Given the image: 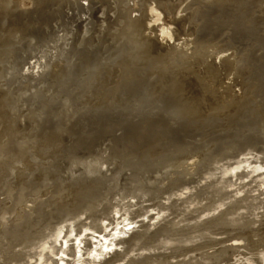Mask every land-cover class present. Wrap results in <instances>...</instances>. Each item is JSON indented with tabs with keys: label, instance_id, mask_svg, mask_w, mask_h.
I'll return each instance as SVG.
<instances>
[{
	"label": "bare ground",
	"instance_id": "obj_1",
	"mask_svg": "<svg viewBox=\"0 0 264 264\" xmlns=\"http://www.w3.org/2000/svg\"><path fill=\"white\" fill-rule=\"evenodd\" d=\"M83 1H85L86 4L85 3L82 4L81 2H83ZM253 1L254 0H66V3H67L66 9L68 10V12L65 11L66 12L65 14L63 12L64 15L63 16L61 15V18L59 20L57 18L55 19V21L56 20H58V21H56L55 24L53 25V27H51L52 28L51 32L48 34V37H46L47 40L46 39H44L45 41L43 39H42V41L40 40L42 42V44H40V45H42V46H40L37 49V51H34V49L30 48V50H33V51L32 52L29 51L31 55H28V57H27L28 59H26V60L27 61L28 60L31 61V59H34L35 61L33 63L25 62L27 67L26 68L23 67L22 70H20V71H22V73H19L17 71L16 74H15V77H13L11 75V73H10V75L13 77L12 80L13 79L14 80H17V79L18 80H24V79H26V80L27 79H31L32 80L33 79L34 81H36L37 78L39 77L40 73H41V72L38 71V73L35 74L34 70L36 68H39L40 71H43L45 69V72H46V69L49 68V67L54 69V67L56 68V65L59 64V63H62V62H64V64L67 63L66 59H68L70 56L72 57L73 51L76 49V47L79 44L84 42V40H86V38L87 39L88 38L93 39V38H96V37H97V40H98V38H102V40H103V38H104V40H105V38L106 39L107 38H111L109 40H115L117 37H120V38L125 39V41H129L131 43V45L132 44L134 45V43H133V41H134V42L137 43V45L139 44V46L142 49H144L146 52H148L150 55L156 56L157 57V59H156L157 62L150 63L148 68H147V66H145L146 69H147V70H145L147 72V77H149L150 75H151L150 77H152V75L154 76L155 74H158L159 71H162V70L165 69L166 65L171 70L173 66L171 68L169 67L168 64H169L170 61L174 62L175 65L176 64L179 65L178 68H177L179 70H182V69L185 70V66H186V67H189V68H187L189 70L190 69H194V68L195 69L198 68L197 72H199V70L201 69V71L203 73H201V72L200 73L203 74V75L204 74H209V73L212 74L213 71H215V70L217 71V69H219V68H217L215 66L216 62H215V64L213 63L214 60H213L212 57H214L215 59L217 58V61H218L217 63H220V64H217V66L218 65H222V64L223 65L226 64L228 67H230L226 71L228 73L229 70L233 71V69H234L233 68L234 67V61L237 62L236 59L238 57V56L237 57L235 56L236 55V49L240 48V47H237V45L233 46V45H231L229 43V41L232 40L231 37H235L232 32H235V30H239L240 31V29H236L235 28V27H237V26H235V24H236V22L239 23L240 22L239 19H241L242 17H243V19L247 20V23L243 24V25H248V22H251V20H253V22H254V19H256L255 14L253 13V10H249L250 9L249 7H253V5H254ZM262 1H264V0H262ZM8 3L11 4V6H12V7H10V9H13L14 11L16 10L20 14L19 16L25 15L23 17H26V15L29 16V14H31L33 12L34 5H35V0H7V1L6 0H0V12H2L5 8H7L6 4H8ZM51 4H52V2H51ZM256 5H258L257 2H256ZM25 8H27V9L25 10ZM258 8H259V6H258ZM54 9H56V8H54ZM251 9H254V8H251ZM37 10H39V9L37 8ZM258 10L259 9H257V11ZM263 12L264 11H262L261 13H263ZM134 13H136V16L132 15ZM6 16H8V15H6ZM17 18H19V17H17ZM49 19H51V18H49ZM259 19H260V17H259ZM32 20H33V18H32ZM51 20H53V18ZM30 21L27 24L28 26L31 24ZM45 21L47 22V19L43 20L41 22V24L44 23ZM36 22H38V21H36ZM255 23H257V20L255 21ZM35 24L33 23V25H35ZM38 24H40V21H39ZM39 26L40 25H38L37 27H39ZM257 26H256V28H257ZM37 27H36L37 30H40V31L43 30L44 31V29H38ZM46 27H47V25H46ZM39 28H41V27H39ZM245 30H248V28H246ZM34 31H35V29H34ZM34 31L32 32L31 37H32V35H34L33 34ZM39 33H38V35H39ZM6 36H7V33H6ZM45 36H47V35H45ZM228 37H230V39ZM34 38L35 37H33L32 39L30 38L31 39L30 41L32 42ZM42 38H44V37H42ZM123 39H121V41H123ZM37 41H39V40H37ZM86 42H84V43H86ZM91 42L94 43L93 40ZM99 42H100V44L102 43L101 40ZM118 43H120V42L118 41ZM126 43H128V42H126ZM88 45L90 46L91 44H88ZM88 45H87V47L89 48ZM84 46H85V44H84ZM105 46H106V44H105ZM128 46H130V45H128ZM139 46H137V47H139ZM31 47H33V46H31ZM91 47H93V46H91ZM133 47H135V46H133ZM77 48L79 49V47H77ZM131 48L132 47H130V49ZM118 49H119V47H118ZM93 50H91V51L93 52ZM227 51L231 52V54L229 56H230V58L232 57L233 59L229 60V56L225 57V59H224L223 53L227 52ZM106 52H107V50H106ZM115 52H113V53H115ZM128 52H130V51H128ZM188 52H189V54H188ZM234 52H235V54H234ZM86 53H87V51H86ZM109 53L110 54L107 55L108 57L113 54V53L111 54L110 50H109ZM133 53L135 54V55L133 54V56L137 57V54L135 52H133ZM207 53L210 54V55H208ZM128 54H130V53H128ZM162 54L164 56H167V59L165 60V62L167 64H165V62L162 61L163 59H160L159 61H162L164 65L163 64H161V65L158 64V62H159L158 61V59H159L158 57L162 58V56H160ZM87 55H90V54L87 53L86 56ZM93 55H95V54H93ZM113 55L117 56V54H113ZM113 55L111 56V59L112 58L114 59L115 56H113ZM211 55H214V56H211ZM146 56H148V54H146ZM102 57H105V56L102 55ZM123 57H125V56H123ZM207 57H210L213 60V62H212V60L208 61V62H210V64L208 62H206L207 61ZM99 59L98 60L96 59L97 63H99L98 61H101V59L100 60ZM102 59L104 61V58H102ZM109 59H110V57H109ZM118 59L114 60V61H117V63H119V62L123 63V60L118 62ZM125 59H127V58H125ZM139 59H141V58H139ZM151 59H152V57H151ZM153 59H154V57H153ZM73 60H75V59H73ZM79 60H80V58H79ZM79 60H78V62H80ZM85 60H86V58H85ZM88 60H89V62L91 61L89 58H88ZM136 60H137V58H136ZM238 60L240 61L241 59L239 58ZM153 61H155V60H153ZM70 62H71V60H70ZM78 62H77V64H78ZM82 62H83V60H82ZM85 62L87 63V61H84L83 65L85 64ZM94 62H93V64H95L94 66H97L96 62L95 63ZM106 62L107 61H105L104 63H106ZM110 62H112V60H110ZM72 63H74V62H72ZM72 63H69L70 64L69 67L72 66L71 65ZM91 64H92V61H91ZM91 64H89V65H91ZM110 64L108 62L107 65H110ZM126 64H124V65L130 67V65L132 64V61L130 62V65H126ZM171 64L172 63H170V65ZM139 65H140V63H139ZM177 65H176V67H177ZM242 65H244V64L242 63ZM73 66H72V68H73ZM94 66H92V68ZM238 66H236V68H238ZM59 67H60V65H59ZM105 67H110V66H105ZM143 67H144V64H143ZM176 67H174V68H176ZM15 68H18V67L15 66ZM61 68H62V66H61ZM117 68L120 69V74H122V72L124 73V71H123L124 67H122L120 65V66H117ZM110 69H112V68H110ZM125 69L128 70V68H126V67H125ZM221 69H224V68H221ZM93 70L94 69H92V72H93ZM95 70H96V68H95ZM127 70H125L126 74H127ZM53 71H52V75L53 76L58 73L57 72V73L53 74L55 72V71L54 72ZM90 71H91V69H90ZM171 71H173V70H171ZM12 72H13V70H12ZM43 72L41 73V75L43 74ZM183 73H187V72L185 71ZM188 73H190V72H188ZM222 73H223V70H222ZM240 73H243V72H240ZM8 75H9V73H8ZM10 75H9V77L11 78ZM196 75H198V74H196ZM214 75H215V73H214ZM240 75H242V74H240ZM248 75H250V74H248ZM45 76H47V75H45ZM56 76H59V74L56 75ZM92 76L96 77L95 74L92 75ZM92 76H89V77L92 78ZM114 76H115V74H114ZM123 76H124V74H123ZM172 76H173V74H172ZM210 76H213V75H210ZM81 77H82V75H81ZM216 77H218V76H216ZM227 77H228V75H227ZM41 78H44V77H41ZM88 78H86L87 81H88ZM238 78L239 77L237 76V78H235V79H238ZM124 79H125V77H124ZM201 80H202V78H201ZM225 80H226V78H225ZM87 81H86V83H87ZM92 81H94V79H92ZM175 81L176 80L173 81L175 84H170V86L165 84L164 88L161 91L163 93L164 92L165 93L166 92L167 93L170 92V93L173 94V93H178V91H180V89H184L185 88V86H186L185 84L187 82L184 83V81H183V83H184L183 85H185V86H184V88H181V86H179L178 83H180V81H182V80L178 81L177 84H176ZM199 82H200V80H199ZM234 82H235V80H234ZM238 82H240V81H238ZM200 84H202V82H200ZM235 86H239V90L242 91L241 93H244L243 90H242L244 85H241V82L240 83L236 82L232 87L235 89ZM162 87H159V86H158V88L155 87V90L151 88L154 91V93H153V94H155L154 96L158 95L157 97H159V93L161 92V91H159V89L162 88ZM195 87H198V86L197 85L194 86V89H195ZM213 87H215V86L213 85ZM228 87L230 88L229 92L231 93V96H232V99L230 100L229 103L233 104L235 102L234 104H236V102H237V104H239L238 102H239V100L242 99L243 96L242 95L240 96L241 99H240V97H238V95L236 97V93H235L234 89L232 90L234 92H231V88H232L231 85L228 86ZM78 88H79V86H78ZM94 88H95V86H94ZM94 88H93V90H94ZM201 89L202 88H200V90ZM209 89H208V92H210ZM116 90H117V88H116ZM245 90H246V87H245L244 91ZM153 91H151V93L149 91V93L152 95ZM186 91H188V90L186 89ZM219 91H221V90H219ZM63 92H65V91H63ZM182 93H184V91ZM206 93H207V90H206ZM211 93H214V92H211ZM211 93L206 94L207 96H203V94H205V91L203 90L202 94H200V96L202 95L201 97H199V96L197 97L196 96L200 100V101H198V106L199 107L195 106L196 109L193 108V110L196 111L197 108L198 109L200 108L199 112L202 111V114L204 116H206V115L216 116V115H213L214 112H215V111L213 112V110L215 108L217 109V111L219 109H224L226 107L225 106L226 104L225 105H222L221 103L219 104V102H220V100H218L219 98L218 97H216L217 99L215 97L213 98ZM225 94H226V92H225ZM79 95L81 96V94H79ZM220 95H222V94H220ZM183 96H184V94H183ZM188 96L190 97V95H187V97ZM228 98H227V100H228ZM212 99L215 101V103L212 102ZM185 100H183V101H185ZM176 102H178L179 107L182 108V109L180 111V108H179V112H174L171 115V120L169 119V122L170 121H171L170 123L174 122V124L177 126L178 120H180V118H183V117H185V115H187L186 113L190 109L189 108L190 105L187 106L188 103L186 101L185 102L187 104L184 103L185 104L184 105L182 103V99H180V98ZM192 102L193 101H191V103ZM196 103H195V105H196ZM125 105H126V103H125ZM233 106H237V105H233ZM159 107H161V106H159ZM192 107H193V105H192ZM227 107H229V106H227ZM227 107H226V109H227ZM231 108H232V106L230 107L229 110H231ZM157 109H159V108H156V111H157ZM168 110H171V109H168ZM219 111H218V113H219ZM228 111L226 110L225 113L228 112ZM126 112H127V110H126ZM190 112H191V110H190ZM197 112L198 111H196V113ZM153 113H154V111H153ZM193 113H194V111H193ZM221 113H222V111H221ZM198 115H201V114H198ZM188 116H189V114H188ZM197 117H199V116H197ZM219 118H220V115H219ZM225 118H226V115H225ZM182 120H184V119H182ZM191 121H193V120H191ZM153 122H155V121H153ZM111 123L112 122H110V123L108 122L107 124H111ZM120 124L121 123H119V125ZM161 124H162L161 122H158L157 126H159V127L163 126ZM183 124H185V123H183ZM188 124H189V122H188ZM207 124L205 123L204 125L207 126ZM147 125H148V123H147ZM164 125H167V124H164ZM204 125H203V127H204ZM168 126H169V124H168ZM187 126H186V128H187ZM105 127H107V126H105ZM247 127L250 129L249 126H247ZM123 128H125V126ZM199 128H200V125H198V129ZM115 129H117V126H116ZM152 129H153V127H152ZM187 131H188V129H187ZM262 135H264V134H262ZM247 136H248V134H247ZM247 136H245V137H247ZM235 140H238V138L237 139L235 138ZM250 140H248V141H250ZM260 140H261V138H260ZM260 140H259V142H260ZM195 142H197V140ZM223 142H225V141H223ZM238 142H239V140H238ZM247 142L245 143L246 145H247ZM19 143H21V142H19ZM19 143L17 142L16 144H19ZM261 143H263V141ZM187 144L188 143H186V145ZM254 144H256V143H254ZM254 144L250 143V145H254ZM10 145L8 144V145H4L3 146V145L0 144V197L3 195L1 197L2 199H0V264H96L98 261H99V263H103V264H113V263H115L117 261H122L124 256L126 257V255L128 253H130V252L132 253V252H136V251H146L148 253V251L150 252V250H152V251L153 250H156V251L162 250L164 252H162V253L158 252L156 254L148 253V254L136 255V257H137L136 259H128L126 262L124 261L122 264H182L180 262V260L178 262H176V260H175L173 263L169 262V260L174 258V254H176V255L188 254L191 251L192 252L193 251H198V250H201V249L205 248V245H204V242H203L204 240L212 239V238L209 237L210 235H220V234H226V238L222 239V240H219L217 242L213 241L214 243H210V244L208 242L209 246H211L213 244H215V245L218 244L219 245L222 242L226 243V242H231V241L235 242L236 241L238 243V241L239 242L243 241V242H245L246 245L242 246V247L244 249H248L249 250L248 254L250 256L246 257V258H243L245 256L242 255L243 256L242 257L241 256L242 253L238 252V250L240 248L239 244L236 245V244H231L230 243L229 245H226V246L224 245L222 247H219L218 249H215L213 251V255H204L203 256L201 254L202 255V256L200 255L201 257L192 256V257H194L192 260H187L189 258H187V259L185 258V260H187L188 262L185 263L183 261V263L184 264H225V263L227 264V262L230 260V257L233 255L234 257L241 256L242 258L241 257L240 258H234V260H232L233 262L231 264H264V216H261L259 221L258 220L257 221L256 220L255 221H253V220L252 221H244L243 218H242V215H238V214H240L239 211H238L239 213L236 214V211L239 208H244L246 210H249V212H248V214H249L253 210L258 209L261 206H263V202L256 200L257 197H254V196H249L250 202L247 201V199H248L247 196L244 197L241 200L238 199L235 196L238 195L237 193L239 192V190H238L239 188L236 189L238 191L237 193H236V190H234V189L232 191H228L229 189H231V187L233 185H235V181L236 180H241L242 178L245 177V178H250L249 182L251 184H252V182L254 183V188H255V190L257 192H261L262 187L264 186V177H263V175H264V171H263L264 170V168H263L264 167V151L260 150V149H262V147L259 150L255 149L256 147H258L257 145L254 146V148H252V150H255L259 154H262V157H259V156L256 157V154H255L254 155L255 157L253 159L252 158L251 159L250 158H247V159L246 158H241V159H239L238 156H240V154H241V156H243V155H248L249 153L248 152H247V154L242 153L241 150H240L241 153L239 151H235L236 152L235 153L234 150L232 149L233 152H234V155H235L232 158L230 156H226L224 154H221L219 157L217 156L218 158H216V156L212 157L213 159L210 158L211 159V161L209 160L210 163L209 162L206 163L205 160H204L205 162H203V160L201 158V155H199L196 152L197 150L200 151V149H196V151H191V148H190L189 152H185V151H184L185 153L182 152L183 153L182 154L183 157H181V160L179 161L180 164H183L184 162L188 161L190 163L188 164L186 162L185 165L187 166V164H188V167L190 169H192L193 167L194 168L198 167V170H196L197 172L195 170H193L194 173H192V170H190L188 168H187V170L183 169L182 172H175V171H177V169H175L176 167L170 165L173 168L175 167L174 169L170 168L171 171L175 170V171H173L174 173L170 172V174L167 177L163 176L164 179L161 178L162 176H160L159 180H158V178L156 180L153 179L154 182H156L157 185L161 188V190H163L165 192V194L168 195V198H170L172 196H175V192L178 191L179 188H180L179 191H181L182 189L183 190L187 189V188L194 189L196 192L194 194L190 195V196L188 195V197H189L188 198V200H189L188 203H192V202L199 203L201 200H205L206 198L203 199V194H204L203 191L206 190V188L210 186V187H212V192H211L210 199L206 200L207 203L204 204L203 206L195 207L192 210H188L187 209V210L182 211V212H184V214H181V213H180L181 215L179 214L180 215L179 216L180 219L177 221L178 224H177V226L175 228L173 227L174 229L172 228L173 230L171 229L172 231H170V232L163 233L162 235L159 236L157 227H156L157 231H156V229L154 230L153 228L152 229L154 231H152V230H150L151 229L150 225H152V224L148 223L149 224L148 225V224L144 223L143 221H141L140 222V228L142 229L141 231H139L138 233H133V234L131 233V235L128 238L124 239V240L121 239V238H118V240H116L118 234L126 235V237H127L129 232L118 228L117 227L118 225H122L123 224L122 221L121 220L118 221V218L115 215L114 216H109V214H108L109 212L108 211H110L112 208L115 207V208H117V210H116V212L115 211L114 212L116 214H120V216H124V220H128V221L134 220L137 217L139 218L140 216H144L146 218V216H145L146 214L144 215V213H141L142 208H139L138 210L132 211V210H130V208L132 206H134V205L133 204H129L130 202L129 203L128 202L127 203L123 202V199L128 198V196L129 197L130 196H134V198L137 199V201L138 200L141 201V198H143L142 199L143 201H147V202L151 203L154 198L150 200L149 197H146V196H149V193H146L147 192V188L143 184V183L146 182V180L148 181V179H146L145 182L142 183V185L146 189H143V186L140 185L141 183L140 184L138 183V184L133 185L134 187L132 188L133 190H131V191H130L129 187H128L129 190L126 189L125 191H122V192L118 191L119 192L118 194H117V192L112 191V192H114L113 194H115V195L111 196L110 199L108 198L109 201L108 202L106 201V204L104 203L105 204L104 206H100L99 203H98V207H95V208H100L101 209V212L98 215L91 216L92 214L90 215L86 211H80V212H77V214H81L79 216L77 214L76 215L72 214L73 216L69 215L70 217H68V218H64L62 220H55L54 216H55L56 212L61 213L62 211L66 210V209L69 210L70 208H71V210H73L75 207L79 206V204H82V203L85 204L86 199H84L85 200L84 202H83V200L81 201L83 196L85 197L88 194V197H89V195H91L90 192H88V189L85 188V187H83V189L81 188L80 190L79 189L75 190V189H73L74 188L73 186H72L73 188L71 187V185L68 186V184L71 182V180L77 179L79 176L81 177V175H86L85 178L87 176H91L92 179L95 178V177L96 178H100V176H102L101 178L103 179V177L106 175V173L110 174L112 172V170L114 169V167L115 166L117 167L119 163L117 165H114V167L107 168L108 166L106 167V164L110 163L112 161V159L108 155L107 156L103 155L104 153L103 154L99 153L98 155L97 154L94 155V154H91V153L89 155L87 153H81V154H78V155L76 154L77 156L75 155L76 156L75 158H73L74 156L72 157V161H71V164H70L71 166H69L71 169L68 167L69 171H68L67 177H66V174H65V178L61 179L59 181L60 184H58V183H56V181H53V180L50 179L51 183L52 182L56 183V185L55 184L51 185V183H49V181H47L48 179L46 180V178H45L50 173L49 174L47 173L48 175L45 176V177L41 176L42 177L41 178V177H39L40 175L39 176L34 175L35 174L33 172L34 170H30L29 168L27 170V165L29 163V162H27L28 158H29L28 154L30 152H32V150L34 152V149L37 147V145L34 146V147L33 146H27V145L24 146L23 144H20L21 146L20 145L19 146L15 145V147L14 146H10ZM151 145L149 147V149H151L150 153H156L153 150H155L157 147L155 148L153 146L154 148L153 147L151 148ZM246 145H243V146L245 147ZM250 145H248V146H250ZM125 146H124V148H125ZM262 146H263V144H262ZM41 147H42V145H41ZM241 149H243V148H241ZM156 150H157V153H158V149H156ZM252 150H251V148L248 149V151H252ZM262 150H264V149H262ZM44 151H46V148H45V150H43V152ZM227 151H229V150H227ZM129 152H130V150H129ZM144 152H145V150H144ZM210 152H211V150H210ZM221 152L225 153L226 150L225 151L222 150ZM233 152H231L232 155H233ZM37 153H38V151H37ZM39 153H40V151H39ZM42 153H41V155H42ZM118 153H119V151H118ZM121 153H123V152H120V154ZM134 153H133V155H134ZM136 153H138V152L136 151ZM168 153L169 152H167V153L165 152L164 154L169 156ZM170 153H172V152H170ZM204 153H205V151H204ZM216 153H218V151H216ZM250 153H252V152H250ZM140 154L142 155V153H140ZM140 154H136V155H140ZM159 154H161V153H159ZM72 155H74V154H72ZM116 155L118 156V154H116ZM116 155H114L115 158L117 157ZM123 155L125 157V154H122V155H120L117 158H121V156H122V159L124 160ZM145 156H146V154H145ZM176 156L177 155H175V157ZM250 156H251V154H250ZM138 157H140V156H138ZM148 157L150 158V154H149ZM159 157H155V159L156 158L159 159ZM207 157H208V154H207ZM134 158H135V156H134ZM140 158H142V157H140ZM140 158H139V160H140ZM37 159H40V158H37ZM127 159L125 158V160H126L125 162H127ZM130 159L132 160L133 158H130ZM135 159H137V157ZM135 159L132 160V162L134 161V163H135ZM152 159H154V158H152ZM165 159L166 158H164V161H165ZM67 160H68V156H67ZM109 160H110V162H109ZM169 160H171V159H169ZM169 160H167L168 164L169 163L173 164V162H171V161L169 162ZM35 162H37V161H35ZM129 162H131V161H129ZM139 162H138V164H139ZM167 162H166V164H167ZM134 163L132 165H134ZM68 164H69V162H68ZM140 164H142V161L140 162ZM251 164H253V166H249ZM14 165H16V166H14ZM103 165H105V167H103ZM185 165H183V167ZM201 165H202V167L200 168ZM241 165H243V166L241 167ZM64 166L65 165H63L62 167H64ZM66 166H67V163H66ZM120 166L122 167L123 165L120 163ZM136 166L141 167L140 165H135V167ZM150 166L151 165H149L148 168H150ZM166 166H168V165H166ZM248 166H249L250 170L247 169V172L244 173L243 170L248 168ZM125 167H123V168H125ZM64 168H66V167H64ZM166 168H163V169L165 170ZM180 168H181V166H180ZM180 168H178V169H180ZM188 170H190V171H188ZM62 171H64V169ZM134 171H136V170H134ZM139 171L141 172V170H138V172ZM168 171H169V168H168ZM162 172L164 173L163 170H162ZM65 173H67V171H65ZM139 173L135 172V174H137V175ZM158 173L160 175L162 174L159 171H158ZM158 173H156V176L159 175ZM130 174H131V170H130ZM179 175H181V179H180L181 181H178V182H175V183L172 182L174 176H176L175 178L177 179L179 177ZM204 175H206L205 177L209 178L210 183L207 186H203L202 188H199L198 187V185H199L198 181L194 180L193 177L196 176V177H200V179H202ZM35 176L39 177L38 180L35 179ZM51 176H52V174H51ZM51 176L49 178H51ZM110 176L112 177L111 174H110ZM187 176H188V178H187ZM91 177H87V178L91 179ZM10 178H11V180H9ZM61 178H63V177H61ZM114 178L112 177L111 181L109 180L111 182L110 185L113 183L112 181H114ZM141 178L142 177H140L138 179L140 180ZM171 178H172V180H171ZM88 179L86 181H88V183H89ZM117 179H119V178H117ZM232 179H235V181H232ZM99 180L100 179H98V181ZM104 180H105V177H104ZM123 180H125V179H123ZM139 180H138V182H139ZM164 180L166 181V183L164 182ZM94 181H95V179H94ZM133 181L137 182V179H134ZM246 181H248V180L245 179V182ZM66 182H68V184ZM82 182H84V184H85L84 180H82L80 183H82ZM95 182H97V179H96ZM119 182L121 183L122 181H119ZM154 182L152 183L153 185H154ZM99 183L100 182H98L96 186H100V185H98ZM107 183H106L105 186L109 187L110 185H108ZM156 183H155V186H157ZM242 184H243V182H242ZM72 185H74V184H72ZM85 185L88 186L87 183ZM147 185H149V187H150V184L147 183ZM190 185H193V186L191 187ZM90 186H92V185H90ZM103 186L104 185L101 184V187H103ZM244 186L245 185H241L240 188H243ZM116 187H119V186L116 185ZM122 188H124V186ZM155 189H156V187H155ZM246 189H247V187H246ZM119 190H120V188H119ZM144 190H146V192H143ZM241 190H243V189H241ZM155 191H156L155 193H157V190H155ZM232 192H235L236 195L235 196L232 195L231 194ZM247 192H250V191H247ZM101 193H99V194L101 195ZM108 193H109V190H108ZM96 194H97V192H96ZM181 194H179V196L177 195V197L175 196V198H176L175 200H181ZM259 194H261V193H259ZM102 195H105V194L102 193ZM93 196H95V194H93ZM97 196H98V194H97ZM150 196H154V194H152ZM95 198H97V197H95ZM92 199H94V198H92ZM144 199H146V200H144ZM186 199H187V197H186ZM98 201H100V198H99ZM242 201H245V204L243 206L241 205ZM183 202H186V200H183ZM101 203H102V200H101ZM161 203L160 202H153L151 206L154 207V209L158 213L160 211L164 212V210H168L169 209V205L165 206L164 204H161ZM88 204H89V202L87 203V205ZM94 204L92 206H94ZM134 204H136V203H134ZM134 207L136 208L137 206H134ZM134 207H132V208H134ZM222 207H225V209L223 211L221 209V212H219L216 216H214L212 218H208V217L205 218V217H203L201 215L204 212H207V213L208 212H214V211L216 212L219 208H222ZM89 208H91V207L89 206ZM71 210H69V211L70 212H73V211L75 212V210H73V211H71ZM215 212H214V214H215ZM53 214H54V216H53ZM80 216H82V217H80ZM117 216L119 217V215H117ZM150 219H152V217ZM66 220L69 221V223L72 222V223H70L72 225L68 226L69 224H67ZM85 220H89V222L86 223ZM103 220L107 221V225H102V226L98 225V223H100V221L102 222ZM133 223H134V221H133ZM255 223H258L259 225H261V226H259L260 228H258V230L254 229V228L251 229V227H249L250 225H253ZM71 226H72V228H71ZM108 226H113V228H111V229L114 230V234H109V233H107L105 231V229ZM68 227H70V228H68ZM121 227H125V225H122ZM211 227H215V228H213L211 230ZM64 228L67 229V231L65 230V233L63 232L64 230H62ZM87 230H92L94 233L101 234V237L96 238L93 235H89V237H88V234H87L84 237L82 236L83 238L81 237L79 239H76V237L81 236L80 234L84 233ZM70 232H77V233L74 235L73 238L72 237L65 238V237H67L68 234H70ZM258 232H260V235L262 236V241H256V242L252 241L251 238L256 236V235H258L259 234ZM82 235H84V234H82ZM204 237H207V238L204 239ZM63 238H64V240H63ZM114 243L123 244V245L125 244L126 245L125 253L121 254V255H119V254L117 255V254L113 253L114 255L111 257V259H109V261L105 260V262H102V261L96 259V255H100V256L105 255V253L101 252V247L102 246H104V247L108 246V245L113 246ZM81 245H82V247H81ZM16 248H19V249L15 251ZM193 248H196V249L193 250ZM91 252H93L94 254H89ZM200 252H203V251H200ZM206 253H208V252L206 251ZM57 255H58V257H56ZM245 255H247V254H245ZM61 256H70V259L67 260V259H65V257H61ZM178 257L180 258L181 256H178ZM251 257H253V258H251ZM182 260H184V259L182 258ZM229 262H231V261H229Z\"/></svg>",
	"mask_w": 264,
	"mask_h": 264
},
{
	"label": "rangeland",
	"instance_id": "obj_2",
	"mask_svg": "<svg viewBox=\"0 0 264 264\" xmlns=\"http://www.w3.org/2000/svg\"><path fill=\"white\" fill-rule=\"evenodd\" d=\"M51 2H52V4H51ZM253 2H254V5H253V7H249L250 8L249 10H253V13L255 14L256 19H254V22H253V20H251V22H248V25H243V24L247 23L246 19H243V17L241 19H239L240 22L239 23L236 22V24H235V26H237L238 28L237 27H235V28L236 29H240V31L239 30H235V32H232L235 37H231V39H232L231 41L232 42L229 41V43L231 45H233V46L237 45V47H240L239 49L237 48L238 50L236 49V55L235 56L236 57L240 56L239 58L241 59L239 61L238 60L239 58L237 57V59H236L237 62L234 61V67L233 68L236 71L233 69V71L229 70L228 73H227L226 71L230 67H228L226 64H224V65L222 64L223 66L222 65H218L217 66V64H220V63H217L218 62L217 58L215 59L214 57H212L213 60H214V62H213V60L210 57L214 56V55H211L210 57H207V61L206 60L205 61L208 62V61L212 60V62L214 64L216 62L215 66L217 68H219V69H217V71L216 70L213 71L212 74L209 73L210 75H213V76H210L209 74H204V75L201 74V73H203L201 71V69L199 70V72H197L198 68L197 69L194 68V69H190L189 70V69H187L189 67L185 66V70L184 69H182L183 71L179 70V69H177L179 65L176 64L177 65V67H176L174 62L170 61L168 65H169L170 68L173 66L172 69H171L173 71H171L168 68V66L166 65L164 70L159 71L158 74H155L154 76L152 75V77H150L151 76L150 75L149 76L150 78H149V77H147V72L145 71L147 69H146L145 66H147V68H148L150 63L157 62V60H156L157 57L156 56L150 55L148 52H146L144 49H142L139 46V44L137 45V43L134 42V41H133L134 45L133 44L132 45L135 46V47H133L129 41H125V39L120 38V37H117L115 40H109L111 38H107V39L105 38V40H104V38H103V40H102V38H98V40H97V37H96V38H93V39H91V38L87 39L86 38V40H84V42L87 41L86 43L82 42L81 44H79L77 46V47H79V49L76 47V49L72 53V57L70 56L68 59H66L67 63H65V64H64V62L59 63V64L56 65V68L54 67V69L49 67V68L46 69V72H45V69L43 70L44 71L43 72V71H40L39 68H36L34 70V73L37 74L38 71L41 72V73L43 72V74H42L43 76L40 73L39 77L40 78L44 77V78H41V79L38 77L36 81H34L33 79L32 80L31 79H27V80L26 79H24V80H18V79L14 80L13 79L12 80V78L15 77V74H16L17 71L19 73H22V71H20V70H22L23 67L24 68L27 67L25 62L33 63L35 61L34 59H31V61L30 60H28V61L26 60V59H28L27 58L28 55H31L29 51H31V52L33 51V50H30V48L34 49V51H37V49L40 46H42V45H40V44H42V42H41L42 39L43 40L44 39L47 40L46 37H48V34L51 32V29H52L51 27H53L55 22L58 21L61 18V15L63 16L66 12H68V10L66 9V6H67L66 0H35V5H34V9L35 10L33 9V12L31 14H29V16L26 15L27 18L23 17L25 15L19 16L20 14L16 10L14 11L13 9H10V7H12L11 4H9V3L6 4L7 8H5L2 12H0V62L2 63V64L0 63V144L3 145V146L11 144L10 146H14V147H15V145L19 146L20 144H23L24 146L27 145V146H33V147L37 145V147L35 149L32 147L34 149V152L32 150V152H30L28 154L29 158H28L27 162H29V163L27 165V170H28V168L30 170H34L33 171L35 173L34 175H37V176L40 175L39 177H41V176L45 177V176H47L50 173L47 177H45L46 180L48 179L47 181H49V183H51V180H53V181H56V183L60 184L59 181L61 179L65 178V174H66V177L68 175V171H69V168H70L69 166H71L70 164H71V161H72V157L74 156L73 158H75L78 154H81V153H87L88 155L90 153L94 154V155L95 154L98 155L99 153H101V154L104 153L103 155H106V156L108 155L112 159V161L110 162V160H111L110 159L109 160L110 163L106 164V167L108 166L107 168L114 167V165H117L119 163L118 164L119 167L115 166L114 169H113L114 171L112 170V172L110 173L113 178L115 177L114 181H112L113 185L112 184L110 185V183H111L110 181H111L112 177L108 173H106V175L104 176L105 180H104V177H103V179L101 178L102 176H100V178H96L95 177L93 179H92L91 176H87V177H91V179H88L86 177L89 180L90 184L88 183V181H86L87 180L85 178L86 175H81V177L79 176L78 178L76 177L77 179L71 180V182L69 184H68V182H66L68 184V186H70V185H71V187L73 186L74 188L73 187L72 188L75 189V190L76 189L80 190L81 188L83 189V187L87 188L88 192H90L91 195H89V197H88V194L87 195L85 194L86 196L85 197L83 196L81 201L83 200V202H84L85 201L84 199H86V202L87 203L89 202V204L87 205L86 202H85V204L84 203L79 204V206H77V207H75L73 209V210H75V212L73 210H71V208L69 210H71L73 212H70L67 209H66L67 211L64 210L61 213L56 212L55 216L53 214V216L55 217V220H62L64 218H68V217H70L69 215H72V214L76 215L77 212H80V211H86L90 215L92 214L91 216L98 215L101 212L100 208H95V207H98V203H99L100 206H104L106 204V201L108 202L109 199L111 198V196L115 195V194H113L114 192H117V194H118L120 191L122 192V191H125L126 189L129 190V188H130V191H131V190H133L132 189L134 187L133 185L138 184V183L139 184L141 183L140 185H142V183L145 182L146 179H148V181L146 180V182L143 183L144 186L147 188V192H146V190H144L143 192L149 193V196H146V197H149L150 200L153 199V198L155 200L153 199V201L150 203V202H147V201H143L142 200L143 198H141V201L138 200L139 201L138 202L137 199L134 198V196H130V197L128 196V198L123 199V202H125V203H127V202L129 203L130 202L129 204H133L134 206H137L136 208L134 206H132V207H134V208H132V207L130 208V210H132V211H135V210H138L139 208H142L141 213H144V215L146 214L145 215L146 218L144 216H140L139 218L137 217V218H135L134 220H131V221L124 220V216H120V214H116L115 213L116 210H117V208H115V207L112 208L110 211H108L109 212L108 214H109V216H114L115 215L118 218V221L121 220L122 223H123L122 225H125V227H121L122 225H118L117 226L118 228L129 232L127 237H126V235L118 234L116 240H118V238H121V239L124 240V239L128 238L131 235V233L133 234V233H138L139 231H141L142 230L140 228V222L141 221H143L146 224H148V223L152 224V225H150V228H151L150 230H152V231H154L156 229V227H157L158 235L160 236L163 233L172 231L177 226V224H178L177 221L180 219L179 216L181 214H184V212H182V211L187 210V209L188 210H192L195 207L203 206L204 204L207 203L206 200L210 199V196H211L212 187L209 186V187L206 188V190L203 191L204 192L203 199L206 198L205 200H201L199 203H195V202L188 203V201H189L188 200V198H189L188 195L190 196V195L194 194L196 191L194 189H191V188H187V189H184V190L182 189L181 191H179V189H180L179 188L178 191L175 192V196L177 197V195L179 196V194L182 193L181 194V200H175L176 199L175 196H172V197L168 198V195L165 194V192L163 190H161V188L157 185L156 182H154V180H156L157 178L159 180L160 176H162L161 178L164 179V177L165 176L167 177L170 174V172L174 173L173 171H175V170L171 171L170 168L174 169L176 167L175 169H177V171H175V172H182L183 169L187 170V168L190 169L188 167V164L190 162L186 161L188 163L187 166L185 165L186 162H184L183 164H180V162H179L181 160V157H183V155H182L183 153L189 152L190 148H191V151H196V149H200V151L197 150L196 152L199 155H201V158H202L203 162L206 161V163L209 162V160L211 161V159H213L212 157L216 156V158H218L221 154H224L226 156H230L232 158L233 156H235L234 155L235 151H239L240 153L242 151V153H245V154H247V152L249 153L248 155H243V156H241V154H240V156H238L239 159H241V158H246V159L247 158H250V159L252 158L253 159L255 157L254 156L255 154H256V157H258V156L262 157V154H259L255 150H252V148H254V146L257 145L258 147H256L255 149L259 150L261 147H262V149H264V138H263L264 135H262V134H264V19H263L264 18V12L261 13L262 11H264V9H263L264 8V1H262V0H254ZM256 2H257L258 5H256ZM81 3L82 4H84V3L86 4L85 1H83ZM258 6H259V8H258ZM37 8L39 10H37ZM54 8H56L57 10L54 9ZM251 8H254L255 10L251 9ZM26 9L27 8H25V10ZM257 9H259V10L257 11ZM63 12H64V14H63ZM5 14L8 15V16H6ZM132 15L136 16V13H134ZM17 17H19V18H17ZM259 17H260V19H259ZM32 18H33V20H32ZM49 18H51V19L53 18V20H51ZM56 18L58 20L55 21ZM42 19L43 20L47 19V22L45 21L46 23L45 22L42 23L43 25L41 24V22L43 21ZM28 20L29 21L31 20L30 21L31 24L29 23L30 24L29 26L27 25L28 22H29ZM256 20H257V23H255ZM36 21H38V22H36ZM39 21H40V24H38ZM33 23L34 24L36 23V24L33 25ZM45 24L47 25V27H46ZM38 25H40L39 27H41V28L37 27ZM256 26H257V28H256ZM36 27L38 29H44V31L41 30L42 31L41 32L40 30H37ZM245 27L248 28V30H245L246 29ZM34 29H35V31H34ZM33 31H34V33H33L34 35H32V37H31V34H32ZM6 33H7V36H6ZM38 33H39V35H38ZM45 35H47V36H45ZM33 37H35V38L31 42L30 40ZM42 37H44V38H42ZM228 38L230 39V37H228ZM121 39H123V41H121ZM37 40H39V41H37ZM90 40L91 41L93 40L94 43H92ZM100 40L102 42L101 44L99 42ZM118 41L121 44L118 43ZM126 42H128V43H126ZM104 43L106 44V46H105ZM84 44H85V46H84ZM88 44H91V45L89 46ZM127 44L130 45V46H128ZM87 45L89 46V48L87 47ZM31 46H33V47H31ZM91 46H93V47H91ZM137 46H139V47H137ZM118 47H119V49H118ZM130 47H132V48L130 49ZM90 49L91 50L94 49L93 52ZM85 50L87 51L88 54H90V55H87L88 57L86 56L87 53H86ZM106 50H107V52H106ZM109 50H110L111 54L116 51L113 54H117V56L112 54L113 56H115L114 59L113 58L111 59L112 55L109 56L110 59L107 56V55L110 54ZM128 51H130V52H128ZM133 52H135L137 54V57L133 56V54H134ZM128 53H130V54H128ZM93 54H95V55H93ZM146 54H148V56H146ZM188 54H189V52H188ZM230 54H231L230 51L224 52L223 53L224 59H225V57H228ZM234 54H235V52H234ZM102 55L105 56V57H102ZM208 55H210V54H208ZM123 56H125V57H123ZM160 56H162V58L158 57L159 58L158 61L160 59H163L162 61L165 62V60L167 59V56H164L163 54L160 55ZM151 57H152V59H151ZM153 57H154V59H153ZM79 58H80V60H79ZM85 58H86V60H85ZM88 58L92 61V64H91V61L89 62ZM99 58L101 59V61H98L99 63H97V60ZM102 58H104V61H103ZM125 58H127V59H125ZM136 58H137V60H136ZM139 58H141V59H139ZM73 59H75V60H73ZM117 59H118V62L123 60L124 64L127 63L126 65H130L131 61H132V64L130 65V67L129 66H125L123 63H120V62L117 63V61H114V60H117ZM231 59H233V58L232 57L230 58V56H229V60H231ZM70 60H71V62H70ZM78 60L80 62H78ZM82 60H83V62L87 61V63L85 62V64L83 65ZM110 60H112V62H110ZM126 60L127 61L129 60V61L127 62ZM153 60H155V61H153ZM94 61L96 62L97 66H94L95 65V64H93ZM105 61H107L106 62L107 64H108V62H109V64L110 63L111 64L107 65L106 63H104ZM162 61H159L158 64H160V65L163 64ZM72 62H74V63H72ZM77 62H78V64H77ZM69 63H72L71 64L72 66L74 65L73 68H72V66L69 67L70 66ZM139 63H140V65H139ZM170 63H172V64L170 65ZM208 63L210 64V62H208ZM242 63L244 65H242ZM89 64H91V65H89ZM143 64H144L145 68L143 67ZM165 64H167V63L165 62ZM59 65H60V67H59ZM120 65L122 67H124L123 68L124 73L122 72V74H120V69L117 68V66H120ZM15 66L18 67V68H15ZM61 66H62V68H61ZM92 66H94L96 68V70H95L94 67L92 68ZM105 66H110V67H105ZM236 66H238V68H236ZM125 67L128 68V70L125 69ZM174 67H176V68H174ZM110 68H112V69H110ZM221 68H224V69H221ZM90 69H91V71H90ZM92 69H94L93 72H92ZM124 69L127 70V74H126V71ZM12 70H13V72H12ZM222 70H223L224 74L222 73ZM6 71L9 73V75L11 73V75L13 77L10 75L11 76V78H10ZM52 71L54 72L53 74H55L57 72L58 73L53 76L52 75ZM185 71L187 73H183ZM95 72L96 73L98 72L99 74L98 73L96 74ZM130 72L131 73L133 72L132 74L134 76ZM188 72H190V73H188ZM240 72H243V73H240ZM214 73H215V75H214ZM58 74H59V76H56ZM94 74L96 75V77L92 76ZM114 74H115V76H114ZM123 74H124V76H123ZM172 74H173V76H172ZM196 74H198V75H196ZM240 74H242V75H240ZM248 74H250V75H248ZM45 75H47V76H45ZM81 75H82V77H81ZM227 75H228V77H227ZM89 76H92V78L89 77ZM216 76H218V77H216ZM237 76L239 78L235 79V78H237ZM124 77H125V79L127 81L124 79ZM86 78H88V81H87ZM201 78H202V80H201ZM225 78H226V80H225ZM92 79H94V81L96 83L94 81H92ZM179 79L182 80V81H180ZM174 80H176L175 81L176 84L178 83V81H180V83H178V84H179V86H181V88H184V86L186 85L185 88L184 89H180V91H178V93H173V94L170 93V92L169 93H167V92L163 93L161 90L164 88L165 84L169 85V86H170V84H175L173 82ZM199 80H200V82H202V84H200ZM234 80H235V82H234ZM237 80L241 82V85H244L243 89H242L244 93H241L242 91L239 90V86H235V89L232 87L236 82L240 83ZM86 81H87V83H86ZM183 81H184V83H186V82L187 83L185 85H183L184 84ZM196 85L198 87H195V89H194V86H196ZM213 85L215 87H213ZM230 85L232 87L231 88V92L235 91L236 97H237V95H238V97H240L241 95L243 96L242 99L240 97L241 100H239V102H238L239 104H237V102H236V104H234L235 102L233 104L229 103L230 100L232 99L231 93L229 92L230 88L228 87ZM78 86H79V88H78ZM94 86H95V88H94ZM158 86L159 87L163 86L162 88L159 89V91L162 92V93L161 92L159 93V97H157L158 95L154 96L155 94H153L154 91L152 90V89L155 90V87L158 88ZM245 87H246V90L244 91ZM93 88H94V90H93ZM116 88H117V90H116ZM200 88H202L205 91V94H203V96H207L206 94L214 92V93H211L213 98L214 97L215 98L218 97L219 98L218 100H220L219 104L220 103L222 105L226 104L225 106L226 107L229 106V107H227V109H226V107L224 109H219L220 110V111L218 110L219 113H218L217 109L215 108L213 110V112L215 111L216 113L214 112L213 115H216V116H209V115L204 116L202 114V111L199 112L200 108L199 109L197 108L196 111H198L199 113L198 112L196 113V111L193 110V108L196 109L195 106L199 107L198 106V101H200V100L197 97L198 96L201 97L202 95L200 96V94H202V91H203L202 89L200 90ZM207 88L208 89L210 88L209 89L210 92H208ZM186 89L188 91H186ZM233 89H234V91H232ZM206 90H207V93H206ZM219 90H221V91H219ZM63 91H65V92H63ZM149 91H150V93H151V91H153L152 95L149 93ZM183 91H184V93H182ZM225 92H226V94H225ZM79 94H81V96ZM183 94H184V96H183ZM220 94H222V95H220ZM187 95H190L191 98L189 96L187 97ZM179 98L182 99V103L183 104L184 103L185 104L188 103L187 106L190 105V107H189L190 109L186 113L187 115H185L186 118L185 117L180 118V120H178V122H177L178 124L176 126L174 124V122H172L173 124L170 123L171 121L169 122V119L171 120V115L174 112H179V108L180 107L178 105V102H176V101L179 100ZM227 98H228V100H227ZM183 100H185L187 103L185 101H183ZM191 101H193V102L191 103ZM194 102L195 103L197 102L196 105H195ZM212 102L215 103V101L213 99H212ZM125 103H126V105H125ZM191 104L193 105V107H192ZM230 105L232 106L231 110H229L230 107H231ZM233 105H237V106H233ZM159 106H161V107H159ZM155 107L159 108V109H157L158 112L156 111ZM168 109H171V110H168ZM181 109L182 108H180V111H181ZM126 110H127V112H126ZM190 110H191V112H190ZM226 110L227 111L229 110L228 112H226L227 114L225 113ZM153 111H154L155 114L153 113ZM193 111H194V113H193ZM221 111H222V113H221ZM188 114H189V116H188ZM198 114H201V115H198ZM218 114L220 115V118H219ZM225 115H226V118H225ZM197 116H199V117H197ZM182 119H184V120H182ZM191 120H193V121H191ZM153 121H155V122H153ZM108 122L109 123L112 122L111 123L112 125L113 124L114 125L116 124V125L112 126L111 124H107ZM158 122H161L162 123L161 125H163L164 127L163 126H161V127L157 126ZM182 122L185 123V124H183ZM188 122H189V124H188ZM204 122L206 124L208 123L207 126L204 125L205 124ZM119 123H121L123 126L121 124L119 125ZM147 123H148V125H147ZM164 124H167V125H164ZM168 124H169V126H168ZM198 125H200L199 129H198ZM203 125H204V127H203ZM246 125L249 126L250 129ZM105 126H107V127H105ZM116 126H117V129H115ZM124 126H125V128H123ZM186 126H187V128H186ZM152 127H153V129H152ZM187 129H188V131H187ZM247 134H248V136H247ZM245 136H247V137H245ZM234 137L236 139L238 138L239 142H238V140H235ZM260 138L263 141V143H261L262 141L260 140ZM196 140H197V142H195ZM248 140H250V141H248ZM259 140H260V142H259ZM223 141H225V142H223ZM17 142L18 143L21 142V143L16 144ZM246 142H247V145L245 144ZM186 143H188V144L186 145ZM250 143H252V144L256 143V144L250 145ZM242 144L246 145V146L244 147ZM262 144H263V146H262ZM41 145H42V147H41ZM150 145H151V148L153 146L155 148L157 147L156 149H158V153H157L156 149L153 150L156 153H150V151H151V149H149ZM248 145H250L251 147L248 146ZM124 146H125V148H124ZM249 147L251 148L252 151H248V149H250ZM45 148H46V151L43 152V150H45ZM241 148H243V149H241ZM232 149L234 150V152H233ZM262 149H260V150L264 151ZM129 150H130V152H129ZM144 150H145V152H144ZM210 150H211V152H210ZM222 150L223 151L226 150V152L222 153L221 152ZM227 150H229V151H227ZM37 151H38V153L40 151V153L38 154ZM118 151H119V153H118ZM136 151L138 153H136ZM204 151H205V153H204ZM216 151H218L219 154L216 153ZM120 152H123V153L120 154ZM165 152L166 153L169 152L168 153L169 156L164 154ZM170 152H172V153H170ZM231 152H233V155H232ZM250 152H252V153H250ZM41 153H42V155H41ZM133 153H134V155H133ZM140 153H142V155ZM159 153H161V154H159ZM72 154H74V155H72ZM116 154H118V156ZM122 154H125V157L123 155L124 160L122 159V156H121V158H117V157H119ZM136 154H140V155H136ZM145 154H146V156H145ZM149 154H150V158L151 159L154 158V159L151 160L148 157ZM207 154H208V157H207ZM250 154H251V156H250ZM114 155H116L117 157L115 158ZM175 155H177V156L175 157ZM67 156H68V160L70 159L69 161L67 160ZM134 156H135V158L137 157V159H135ZM138 156H140L142 158H140ZM155 157H159L160 160L158 158L155 159ZM163 157L166 158V159L169 157L167 160L171 159V160H169V162L171 161V162H173V164L172 163L168 164L167 160L165 159V161H164ZM37 158H40V159H37ZM125 158L126 159L128 158L127 162H125L126 161ZM130 158H133L132 160L135 159V163H134V161L132 162V160ZM139 158H140V160H139ZM128 160L131 161L132 163L129 162ZM35 161H37V162H35ZM139 161L140 162L142 161V164H140ZM68 162H69V164H68ZM138 162H139V164H138ZM166 162H167V164H166ZM66 163H67V166H66ZM120 163L123 165L122 167L120 166ZM133 163H134V165H132ZM147 163L149 165H151L154 169L151 166H150V168H148L149 165ZM62 164L65 165L64 167H66V168L62 167L63 166ZM135 165H140L141 167H139V166L135 167ZM166 165H168L169 167L166 166ZM170 165L171 166H175V167L173 168ZM183 165H185V166L183 167ZM14 166H16V165H14ZM180 166H181V168H180ZM242 166L243 165H241V167ZM249 166H253V164H251ZM249 166H248V168L243 170L244 173L247 172V169L250 170ZM61 167L64 169V171H62L63 169ZM103 167H105V165H103ZM123 167H125V168H123ZM162 167L163 168L167 167V168L164 170ZM201 167H202V165L200 166V168ZM168 168H169V171H168ZM178 168H180V169H178ZM193 168L190 169V170H192V173H194L193 170H195V171L198 170V167L194 168V169ZM130 170H131V174H130ZM134 170H136V171H134ZM138 170H141V172L139 171L141 174L138 172ZM162 170L164 171V173L162 172ZM190 170H188V171H190ZM65 171H67V173H65ZM158 171L160 173H162L163 175L162 174L160 175L158 173ZM135 172L139 173V174L137 175V174H135ZM156 173H158L159 175L156 176ZM51 174H52L53 177L51 176ZM50 176H51V178H49ZM205 176L206 175L203 176L204 179L203 178L200 179V177H196V176L193 177L194 180L198 181V183H199L198 187L199 188H202L203 186H207L210 183L209 178H207ZM39 177L35 176V179L38 180ZM61 177H63V178H61ZM116 177L119 178V179H117ZM140 177H142L141 179L143 181L141 179H140L141 181L138 179ZM175 177L176 176H174V178L172 177L173 178L172 182L175 183V182L181 181L180 180L181 179V175H179V177L177 176L178 177L177 179ZM263 177H264V175H263ZM133 178L137 179V182L133 181L134 180ZM172 178H171V180H172ZM187 178H188V176H187ZM94 179H95V181L97 179V182H95ZM98 179H100V180L102 179L103 181L102 180L98 181ZM123 179H125V180H123ZM242 179H241L242 181L241 180H236L235 181V179H232V181H235V185H233L234 187L232 186L231 189H229V190L227 189V190L228 191H232L233 189L236 190L237 188H239L238 189L239 192L236 190V193L238 192L237 194L241 198L238 195L235 196L236 195L235 192H232L231 194L234 195L235 197H237L240 200L247 196L248 197L247 201H249V202H250L249 196L257 197L256 200L263 202V206H261L258 209L253 210L252 211L253 213L250 212L249 214H248L249 210H246L244 208H239L236 211V214H238L240 212V214H238V215H242V218H243L244 221H252V220L253 221H255V220L259 221L261 216H264V191H263L264 190V186L262 187L261 192H257L255 190V188H254V183L252 182V184H251L249 182L250 178H245L244 177ZM245 179L248 180V181L245 182ZM9 180H11V178ZM82 180H84L85 184L87 183L89 187L86 186L84 184V182L80 183ZM138 180H139V182H138ZM119 181H122V182L120 183ZM98 182H100L98 184L100 186H96ZM153 182H154V185L152 184ZM164 182L166 183L165 180H164ZM242 182H243V184H242ZM56 183L52 182L51 185L52 184L56 185ZM106 183L108 185H110V186L109 187L105 186ZM147 183L150 184V187H149V185H147ZM155 183H156L157 186H155ZM72 184H74V185H72ZM101 184H103L105 187L104 186L101 187ZM90 185H92V186H90ZM116 185H118L119 187H116ZM122 185L124 186V188H122L123 187ZM241 185H245V186L243 188H240ZM144 186H143V189H146V188H144ZM190 186L192 187L193 185H190ZM155 187H156V189H155ZM246 187H247V189H246ZM119 188H120V190H119ZM241 189H243V190H241ZM108 190H109V193H108ZM155 190H157V193H155L156 192ZM112 191H114V192H112ZM247 191H250V192H247ZM96 192H97L98 196H97ZM101 192L103 194H105V195H102ZM99 193H101V195ZM259 193H261V194H259ZM93 194H95V196H93ZM152 194H154V196H150ZM1 197H0V199H2ZM91 197L94 198V199H92ZM95 197H97L98 199L95 198ZM105 197L107 199L108 198L109 199L107 200ZM186 197H187V199H186ZM99 198H100V201H98ZM101 200H102L103 204L101 203ZM144 200H146V199H144ZM183 200H186V202H183ZM153 202H160V203L162 202L161 204H164L165 206L169 205V209L168 210H164V212L160 211L158 213L154 209V207L151 206ZM134 203H136L137 205L134 204ZM93 204H94V206H92ZM244 204H245V201H242L241 205L243 206ZM81 206L82 207L84 206V207L82 208ZM89 206L91 208H89ZM221 209L223 211L225 209V207L219 208L216 212L214 211L215 214H214V212H208V213L204 212L201 215L203 217H205V218L206 217L212 218V217L216 216L219 212H221ZM77 215L79 216L81 214H77ZM117 215H119V217ZM80 217H82V216H80ZM151 217H152V219H150ZM133 221H134V223H133ZM85 222L88 223L89 220H85ZM70 223H72V222H70ZM70 223H69V221H67V224H69L68 226L72 225ZM255 224L250 225L249 227H251V229L254 228V229L258 230V228H260L259 226H261V225H259L258 223H255ZM98 225H100V226L107 225V221H105V220H103L102 222L100 221V223H98ZM66 228L62 229V230H64L63 231L64 233H65V230L67 231ZM68 228H70V227H68ZM71 228H72V226H71ZM111 228H113V226H108L105 229V231L107 233H109V234H114V230H112ZM213 228H215V227H211V230ZM157 229H156V231H157ZM76 233L77 232H70L71 235L68 234L67 237H65V238H68V237H72L73 238ZM258 233H259L258 235H256V236L251 238L252 241H255V242L256 241H262V236L260 235V232H258ZM82 234H84V235H82ZM87 234H88V237H89V235H93L96 238L101 237V234L94 233L92 230H87L84 233H81L80 234L81 236L76 237V239H79L82 236L84 237ZM209 237L212 238V239L207 240L206 239L207 237H204V239H206V240L203 241L204 245H205V248H203L201 250H198V251H193V252L191 251L188 254H181V255L174 254V258L169 260V262L173 263L175 260H176V262H178L180 260V262L182 264H184L183 261L186 263V262H188L187 260H192L194 257H201L202 255L203 256L204 255H213V251L215 249H218L219 247H222L224 245L225 246L229 245L230 243L231 244H236V245L239 244L240 248H239L238 252L242 253L241 256L242 255L245 256V257L242 256L243 258H246V257L250 256L248 254L249 250L248 249H244L242 247V246L246 245L245 242H243V241H241V242L238 241V243L236 241L235 242L233 241L234 243L232 241L231 242H226V243L222 242L219 245L216 244L217 246L215 244L209 246L210 243H214L213 241L217 242L219 240L225 239L226 238V234L210 235ZM63 240H64V238H63ZM208 242H209V244H208ZM114 245L113 246L108 245V246H105V247L102 246L101 247V252L105 253V255H103V256L96 255V259L100 260L102 262H105V260L109 261V259H111V257L114 254L121 255V254L125 253V249H126V245L125 244L123 245V244L114 243ZM81 247H82V245H81ZM196 248H193V250H195ZM18 249L19 248H16L15 251L18 250ZM200 251H203V252H200ZM206 251L208 253H206ZM158 252L162 253L164 251H162V250H159V251L150 250V252L148 251V253H154V254H156ZM148 253L146 251H136V252H132V253L130 252V253H128L126 255V257L124 256L122 261H117V262H115L113 264H122L124 261L126 262L128 259H136L137 258L136 255L148 254ZM89 254H94V253L91 252ZM245 254H247L248 256L245 255ZM178 256H181V257L179 258ZM192 256H194V257H192ZM241 256L234 257L232 255L230 257V260H229L231 262L228 261L227 264H231L233 262L232 260H234V258H240ZM56 257H58V255ZM61 257H65V259H67V260L70 259V256H61ZM182 258L184 260H182ZM185 258L186 259L189 258V259L185 260ZM251 258H253V257H251ZM96 264H103V263H99V261H98Z\"/></svg>",
	"mask_w": 264,
	"mask_h": 264
}]
</instances>
